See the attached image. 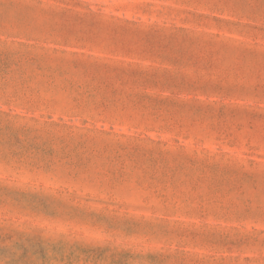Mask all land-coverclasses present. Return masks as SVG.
<instances>
[{"label":"rangeland","instance_id":"1","mask_svg":"<svg viewBox=\"0 0 264 264\" xmlns=\"http://www.w3.org/2000/svg\"><path fill=\"white\" fill-rule=\"evenodd\" d=\"M0 264H264V0H0Z\"/></svg>","mask_w":264,"mask_h":264}]
</instances>
